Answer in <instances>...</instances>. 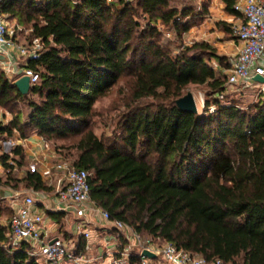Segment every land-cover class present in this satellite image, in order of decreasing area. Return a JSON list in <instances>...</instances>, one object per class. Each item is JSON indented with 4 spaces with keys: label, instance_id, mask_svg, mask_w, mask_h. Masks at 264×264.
<instances>
[{
    "label": "trees",
    "instance_id": "trees-1",
    "mask_svg": "<svg viewBox=\"0 0 264 264\" xmlns=\"http://www.w3.org/2000/svg\"><path fill=\"white\" fill-rule=\"evenodd\" d=\"M184 1L182 8L173 0L0 2L18 36L28 31V42L45 44L41 57L28 61L40 76L29 95L0 67V110L11 115L8 124L0 119V140L42 138L63 162L91 174V203L146 241L208 261L264 264V96L247 110L239 100L225 102L228 78L214 61L224 68L229 62L206 42L182 47L165 39L171 32L181 42L207 16L206 5ZM228 11L235 13L229 0ZM124 79L129 98L117 132L99 137L98 126L112 121L99 104ZM191 86L208 91L204 115L177 106ZM11 156L25 161L20 146L4 155L8 173L0 184L52 192L36 170L14 176ZM13 214L0 200L1 244L9 242L2 221ZM0 264L39 263L28 245L14 253L0 245ZM131 264H141L140 256Z\"/></svg>",
    "mask_w": 264,
    "mask_h": 264
},
{
    "label": "built area",
    "instance_id": "built-area-1",
    "mask_svg": "<svg viewBox=\"0 0 264 264\" xmlns=\"http://www.w3.org/2000/svg\"><path fill=\"white\" fill-rule=\"evenodd\" d=\"M4 0H0L3 2ZM114 3L116 0H107ZM134 1V0H128ZM233 10L243 19L242 24L234 28V36L240 43L238 54L231 59L227 71L228 81L225 85L228 93L234 89L243 91L252 87L256 76L264 77V0H230ZM45 44L39 38H33L28 45L19 42L18 32L0 10V56L4 58V72L14 78V82L21 77H29L31 86L36 85L40 76L28 67V61L38 60ZM24 59L26 64L19 67V60ZM262 86V85H261ZM264 92V85L261 90ZM224 100V96H220ZM210 111L215 112V107ZM44 141V140H43ZM9 145L13 146L12 143ZM49 149L51 145L44 141ZM60 174L57 189V207L62 212H74L88 223L91 215L101 217L107 223H113L118 236L106 239V248L109 264H131L135 256H140L141 264H225L217 259L208 261L204 257L177 249L173 244L161 240H144L132 228L122 222H112L108 212L91 203V174L85 170L74 168L70 163L61 162L55 166ZM34 196L17 194L13 198V217L7 224L9 242L0 243L11 253L21 246L30 247V255L39 264H90L94 258L89 254L90 247L71 250L70 241L65 239L48 238L46 218L43 213L35 209ZM84 227V226H83ZM81 239L89 240L91 233L87 228L79 229ZM144 250L154 253L155 260L143 257ZM42 258V261L39 260Z\"/></svg>",
    "mask_w": 264,
    "mask_h": 264
},
{
    "label": "crops",
    "instance_id": "crops-1",
    "mask_svg": "<svg viewBox=\"0 0 264 264\" xmlns=\"http://www.w3.org/2000/svg\"><path fill=\"white\" fill-rule=\"evenodd\" d=\"M202 5H206L208 8V14L203 21L200 22L199 26H195L187 34L188 40L191 44L199 42L208 43L216 49L218 57L225 59L230 64L231 59L234 58L240 50V43L234 34L228 35L221 24H226L228 27L234 29L242 24L243 19L240 15L228 11V0H198L199 9ZM10 23L16 27L15 21ZM18 29L19 32L23 31L22 28ZM27 34L28 31H24V35ZM24 35L18 36L19 42L23 45H28L30 41L28 42ZM3 61L4 58L0 56V67L4 71V65H2ZM214 63L216 64L214 65L215 70L219 74L227 77L229 68L222 67L221 64L216 61H214ZM25 64L26 62L24 59L19 60V67H24ZM262 65L264 67V58ZM9 78L14 81V78ZM263 85L264 84L254 80L251 88L240 91V93H244V91L248 90L255 92L257 94L256 98L251 102V104H254L259 96H264V92H261ZM7 114L9 113L4 112L3 115L0 116V119L4 121L5 124H8L11 119V117H6ZM9 143H12L13 146L9 145ZM16 146L22 147L25 161L23 165H18V163L14 161L15 156H11L8 164L15 166L13 175L18 179H22L28 170H36L53 190L50 193L34 192L22 186L18 189H13L10 186L0 184V200H2L7 207L12 208L13 198L17 194L21 193L34 196L36 200L35 209L45 215L46 229L50 240L57 238L61 239L63 237L66 241H70L76 237V248L79 247L78 249H80L83 244L82 249H84L85 245H88L90 247L89 254L95 259L94 262L97 263L104 260V262H106H103L104 264L110 263V257H108L106 251V239H113L118 236V231L113 223H107L101 217H96L94 215H91L88 223H85L81 217L72 211L62 212L58 210L56 195L60 174L55 170V166L63 161L60 154L55 150V147L51 146L49 149H46L43 139L36 134L31 135L25 140L3 137L0 140V179H2V182H5L8 173L5 169L2 157L7 154L12 155V151ZM2 224L7 226L8 217H4ZM81 227L83 229L87 228L91 233L89 240L81 239L78 234Z\"/></svg>",
    "mask_w": 264,
    "mask_h": 264
},
{
    "label": "rangeland",
    "instance_id": "rangeland-1",
    "mask_svg": "<svg viewBox=\"0 0 264 264\" xmlns=\"http://www.w3.org/2000/svg\"><path fill=\"white\" fill-rule=\"evenodd\" d=\"M188 3L184 0H173V5L174 6H178L180 8L184 7L185 5H187ZM142 25L145 26V22L142 21ZM199 24H197V26H199ZM27 37V36H26ZM165 39L167 41H171L175 44H178L179 46H191L193 44H191L188 40L187 35L184 36V39L180 42L177 41L175 35L171 32H166L165 33ZM214 65H216L214 63ZM235 92H232L231 94H229V98L227 100H224L225 102L228 101H232V100H239L241 101L242 105L244 106V109L247 110V108L253 104H251V102L253 100H255L256 98V93L252 92V91H244V93H240L239 90L234 89ZM193 93L198 108H199V113L200 115H204V108H205V104L207 102L208 99V91L206 90V88L204 87H195V86H191L190 88H188L185 91V96L188 93ZM129 96V86L127 84V80H121L112 90L111 92L105 97L103 98V100L101 101V103L99 104V108L102 111H107L109 112V117L112 118V121H107V124H105V122L98 126V128L96 129V133L97 135L100 137L102 136L104 133L108 136H114L115 133L117 132V122L120 119V114H122L124 112V104H127V98ZM126 97V98H125ZM149 103H152L153 100H148ZM257 102V100H256ZM255 102V103H256ZM251 104V105H250ZM25 109V116H28V113L30 112V109H28L26 106H23ZM121 107V108H120ZM116 108H120L119 111H116ZM3 111L0 110V116L3 115ZM7 113V112H6ZM210 113H212L210 111ZM6 117H11L10 114H7ZM107 125V127H106ZM61 239H64L63 237ZM76 237L70 240V248L71 250H75L76 248ZM39 260L42 261V258H39ZM103 261H99V262H93L90 264H104L106 262ZM109 264V263H108ZM236 264H242V261L239 260Z\"/></svg>",
    "mask_w": 264,
    "mask_h": 264
},
{
    "label": "water",
    "instance_id": "water-1",
    "mask_svg": "<svg viewBox=\"0 0 264 264\" xmlns=\"http://www.w3.org/2000/svg\"><path fill=\"white\" fill-rule=\"evenodd\" d=\"M254 80L256 82L264 84V77L262 76H256ZM14 85L18 89V91L24 96L29 95L32 89L30 78L27 76L17 79L14 82ZM177 106L184 113L199 114V108H198L196 99L193 93L191 92L188 93L185 97L179 99L177 101ZM142 255L143 257L148 258V259L155 260L157 258V256L154 253L148 250H144Z\"/></svg>",
    "mask_w": 264,
    "mask_h": 264
}]
</instances>
